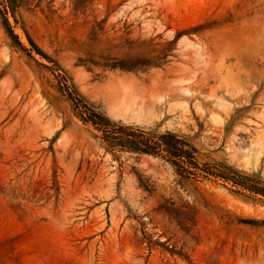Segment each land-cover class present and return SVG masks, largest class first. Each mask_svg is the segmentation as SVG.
Wrapping results in <instances>:
<instances>
[{"label":"rangeland","instance_id":"rangeland-1","mask_svg":"<svg viewBox=\"0 0 264 264\" xmlns=\"http://www.w3.org/2000/svg\"><path fill=\"white\" fill-rule=\"evenodd\" d=\"M4 2L0 264H264V0H15L22 46ZM64 79L259 193L110 149Z\"/></svg>","mask_w":264,"mask_h":264},{"label":"trees","instance_id":"trees-1","mask_svg":"<svg viewBox=\"0 0 264 264\" xmlns=\"http://www.w3.org/2000/svg\"><path fill=\"white\" fill-rule=\"evenodd\" d=\"M9 4H6L7 2ZM15 0H5L2 13V22L6 31L11 37L17 39L19 45L18 35L14 32L8 14L9 9L15 10L17 4ZM30 43L37 47L30 36H27ZM38 49L39 52L42 50ZM44 53V52H41ZM64 86L67 88L71 104L77 115L86 124H92L97 130L102 132V138L107 143L110 149L129 150L137 153L155 154L167 158L183 176L190 177V175H197L196 170L205 172L208 176H214L224 179L225 181H232L236 185H241L255 193H259L260 188L255 184H248L244 180L239 170L232 166L224 165L215 169H204L196 161L194 152L195 149L180 135L176 133L158 134L156 132H148L140 129H134L130 126H117L113 123L103 112L96 110L81 96L70 92L68 79L63 80ZM64 86L61 88L64 90Z\"/></svg>","mask_w":264,"mask_h":264}]
</instances>
